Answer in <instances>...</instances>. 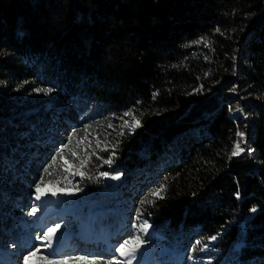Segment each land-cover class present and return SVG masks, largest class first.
Returning <instances> with one entry per match:
<instances>
[{
  "label": "trees",
  "instance_id": "16d2710c",
  "mask_svg": "<svg viewBox=\"0 0 264 264\" xmlns=\"http://www.w3.org/2000/svg\"><path fill=\"white\" fill-rule=\"evenodd\" d=\"M237 131L254 151L229 159ZM41 176L70 212L60 231L108 236L96 264L133 235L144 264H264V0H0V187L21 190L0 194L7 248L37 241Z\"/></svg>",
  "mask_w": 264,
  "mask_h": 264
},
{
  "label": "rangeland",
  "instance_id": "374dc122",
  "mask_svg": "<svg viewBox=\"0 0 264 264\" xmlns=\"http://www.w3.org/2000/svg\"><path fill=\"white\" fill-rule=\"evenodd\" d=\"M127 121L132 122L131 116H126ZM242 146L245 147V145L242 144ZM242 154V153H241ZM3 187V188H2ZM0 187V194L3 197H8L9 200L15 201L17 200L16 194L14 193L15 191L20 189L16 188L15 186L13 187H8L3 185ZM31 192V191H30ZM34 193V192H31ZM15 194V195H14ZM30 197H32L33 200L36 201V203L39 205V210L36 212V214L33 217L32 221V226L34 230L38 235H42L49 227H53L55 224H60L62 220L68 222L69 219L67 220V215L70 214L69 211L64 210V211H57L56 208L53 206V200H49V197L44 196L42 197L41 200H36V194L33 196V194H30ZM20 201V200H19ZM18 201V202H19ZM83 230V231H82ZM81 231L84 232H89L88 230L84 229L83 225L80 224L79 229L77 230L72 237L68 235V233L60 231L57 233V237L54 238L51 241V247H45L44 241L37 240L33 243L30 244H23L21 243L22 248H16V247H10L7 248L6 243L4 242L5 239H3L4 235L6 238H12L13 237V232H11L10 229L6 227V224L4 221L1 220L0 217V264H3L2 261L9 260V263L7 264H20L23 262V257L26 255V250L25 248H30L32 250L36 248H40L41 251H46V252H52L55 251V247H61L64 246L65 249L63 252H68V251H73L78 254L79 256H87L94 251L93 248L98 247L100 252H110L111 250V245L110 241L107 237L102 236H95L93 232L90 230L92 234V238L90 240V243L83 241L85 237L81 235ZM25 247V248H24ZM58 252V253H61ZM119 255L117 258L113 260L114 263H116L118 260H127V259H132V264H144L143 262L137 260L136 258L133 259L134 254L129 257H123L118 253ZM5 257H8L4 259Z\"/></svg>",
  "mask_w": 264,
  "mask_h": 264
},
{
  "label": "snow or ice",
  "instance_id": "6c2138e0",
  "mask_svg": "<svg viewBox=\"0 0 264 264\" xmlns=\"http://www.w3.org/2000/svg\"><path fill=\"white\" fill-rule=\"evenodd\" d=\"M216 31H220L219 29H216ZM199 42H205L204 38H201V41H196V43ZM34 92L37 93H43L44 95H49L54 91V88L52 87H48V88H35L33 89ZM194 91H200V89H196ZM233 91H235V89H233ZM153 98H155V95L153 96ZM238 111H243V109H237ZM124 116H132V122L130 123L129 121L125 120L123 121V124L121 125V127H127L129 129L130 132H134L136 129H139L141 127H143V124L141 122V117L136 115L132 110H129L128 112H125L123 114ZM109 127H112L111 123H109L108 125ZM121 135H124L123 132L120 133ZM236 135L238 137H240L239 140H237L234 143L232 152H231V156L229 157V159H231L232 157H236L239 156L241 153H244L246 150L248 152H252L254 151L251 148H246L243 145H247V139H246V134L244 132L241 131H237ZM69 140H71V137H69ZM64 147L66 148L67 145H64ZM63 153V148L60 150V152L58 153V155L60 156L61 159H63L64 164L67 166L66 170H70L73 165L72 163L65 159L62 155ZM115 153H112V155H114ZM73 156L76 155L75 152L72 153ZM112 155L109 156V158L107 160L104 161V163H107L109 165H111L113 163L112 160ZM53 161H55L56 157L54 156ZM48 168L44 169V172H47ZM101 175L103 176H108L109 174L107 172L101 173ZM119 177H113V179H118ZM43 183V176L40 177V182H38L35 185V189H36V200H41L42 197L46 196L48 194V191H51L50 189L46 190L45 188L41 187V184ZM164 191V187L161 186V188L154 190L152 193H150V195L153 196H158L159 198H163L162 196H160V193ZM52 195H56L55 191H52L51 193ZM237 199L240 198V193L239 191H237L235 193ZM147 200V198H146ZM146 202V201H145ZM143 203V202H142ZM38 207H33L31 212L29 213V215H35L36 212L38 211ZM251 211L255 212L256 209L252 208ZM138 228L140 229H146L148 227H150V225H148L147 221H144L143 224L137 225ZM61 228L60 224H55L53 227H49L47 229V231H45L42 235H38L36 237L37 240L40 241H44L45 243V247H51V241L57 237V233L59 232ZM216 237H211V239H215ZM144 242L142 240H140L139 236L133 235L132 237H130L128 240H125L123 243H121L116 249L115 251L119 252L121 256L123 257H129L132 256V254H134L135 252L138 251V249L140 248V246L143 244ZM199 243V242H197ZM41 251L40 248H36L32 251H29L27 255H25L23 257V261L24 264H33V258L37 257L38 261H42L43 264H68V260H75V261H81L83 262V264H96V262L94 260H91L89 257L87 256H77V257H69L65 260H53L50 259L48 256H40L38 257L37 254ZM135 257L133 256V259ZM108 264H112L111 261L108 262ZM116 264H132V259H127V260H118L116 262Z\"/></svg>",
  "mask_w": 264,
  "mask_h": 264
},
{
  "label": "bare ground",
  "instance_id": "6f19581e",
  "mask_svg": "<svg viewBox=\"0 0 264 264\" xmlns=\"http://www.w3.org/2000/svg\"><path fill=\"white\" fill-rule=\"evenodd\" d=\"M6 258H8V257H5V256H4V259H6Z\"/></svg>",
  "mask_w": 264,
  "mask_h": 264
}]
</instances>
